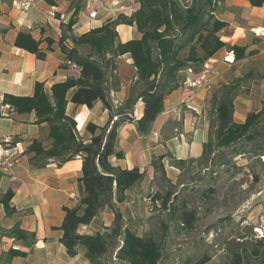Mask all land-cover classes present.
Segmentation results:
<instances>
[{"label":"trees","instance_id":"obj_1","mask_svg":"<svg viewBox=\"0 0 264 264\" xmlns=\"http://www.w3.org/2000/svg\"><path fill=\"white\" fill-rule=\"evenodd\" d=\"M247 1L253 7L264 3V0ZM69 2L72 13L66 23H60V35L56 41L50 37L36 41L30 33L19 32L14 45L43 60L45 54L39 49L40 44L44 41L47 50H51L56 43L66 61L77 65V76H69L64 82L52 85L49 91L42 83H36L32 96L4 95V103L9 104L14 113H33L37 124L48 125V144L34 140L25 150L32 167L41 169L50 161L57 167L75 159L81 161L83 193L76 207L62 209L64 217L59 227L62 232L59 242L66 254L73 258L81 249L89 264H103V257L110 247L109 237L99 233L82 235L77 230L89 225L99 212L108 210L114 216L113 237L123 234L122 246L116 253L120 263L158 264L161 255L155 242L123 230L121 226L122 217L116 205L124 202L125 193L139 185L145 173L136 167L123 170L111 165L112 157L123 158L122 153L115 151L118 131L123 125L134 124L140 135H147L151 124L163 111L165 97L178 89V73L202 65L222 48L233 52L235 60L244 57L245 49L229 47L220 41L219 33L225 24L215 18L214 0H191L190 3L185 0H136L138 9L130 16L119 15L78 36L73 34V29L84 4L82 0ZM122 25L134 27L138 38L120 42L117 27ZM67 41L72 44L70 48ZM81 51L87 52L83 55ZM124 56H129L132 61L134 79L128 97L115 106L110 93L117 91L120 85L116 64ZM249 77L246 74L213 91L208 139L198 160L207 161L214 150L234 148L244 142L261 143L264 133L257 127L264 116V103L258 112H250L243 123L233 121L234 100L247 92V89L243 91V83ZM138 101L142 102L143 110L135 119L133 112ZM97 102L107 111L108 121L102 126L87 123L84 131L88 138H82L76 130V122L66 114V106L72 103L91 109ZM234 153L241 154L236 150ZM164 158L172 160L176 168L188 162L166 155L158 157V165L153 161L151 166L164 173ZM12 198L11 190L0 194V205L6 216L15 212L10 203ZM169 201L167 194L161 207L167 209ZM179 219L183 227L191 228L196 215L184 209ZM3 236L21 241L34 240L32 234L18 226ZM5 256L11 259L22 257L24 253L10 249ZM206 262L208 259L205 258L198 264ZM235 262L241 264V258L235 256Z\"/></svg>","mask_w":264,"mask_h":264},{"label":"crops","instance_id":"obj_2","mask_svg":"<svg viewBox=\"0 0 264 264\" xmlns=\"http://www.w3.org/2000/svg\"><path fill=\"white\" fill-rule=\"evenodd\" d=\"M10 2L0 0V94L30 97L36 83H42L49 91L52 85L64 82L69 76H77L76 72L64 66L65 54L56 43L51 50H47L44 41L40 44L39 49L45 54L43 60L36 59L33 54L14 45L19 32L30 33L36 41L45 37L56 41L60 35V23H66L72 13L69 0H37L36 7L28 13L12 9ZM125 4L133 11L139 6L133 0H126ZM82 14L84 19L80 21ZM214 14L218 21L225 24L219 33L220 41L229 47L244 48V57L235 60L233 52L222 48L202 65L192 67L190 73H178L179 87L165 97L163 111L151 124L147 135H140L134 124H126L119 129L115 151L122 153L123 158L118 160L112 157V166L123 170L136 167L142 172L154 157L167 155L177 160H197L208 139L213 91L246 74L250 75V87L244 95L234 100L233 121L243 123L250 112L260 110L258 106L264 99V3L253 7L247 0H217ZM61 16L64 22L60 20ZM107 19L99 17L90 21L83 9L77 17L73 34L78 36L98 28ZM117 33L122 43L138 38L134 27L119 26ZM66 45L69 48L72 46L69 41ZM119 60L123 62L116 64L120 85L117 91L110 93L114 105L128 97L134 79V68L129 56ZM209 66L219 73L212 78L209 91L182 90V83L196 79ZM181 101L185 104L175 110ZM142 110V102L138 101L133 112L135 119L142 115ZM66 114L74 119L78 135L85 139L88 138L84 131L87 123L102 126L108 121V113L100 102L91 109L68 103ZM35 121L33 113H14L10 118L0 120V138L10 137L20 152L18 162L10 171H0V194L8 190L13 192L10 203L15 210L12 215L6 216L0 205V224L4 220H1L2 217H7L8 221L4 220L1 225L3 228L9 231L18 226L34 236V240L26 241L1 236L0 264H87L81 249L72 258L59 242L62 236L59 227L64 217L62 209L76 207L83 193L81 161L75 159L60 167L50 161L41 169L32 167L29 156L25 154L26 148L34 140L48 144V125ZM120 207L121 204L116 205V208ZM113 220V214L103 210L89 225L80 226L77 232L82 235L102 234L103 228H109ZM10 249L24 253V256L2 258L1 255Z\"/></svg>","mask_w":264,"mask_h":264},{"label":"rangeland","instance_id":"obj_3","mask_svg":"<svg viewBox=\"0 0 264 264\" xmlns=\"http://www.w3.org/2000/svg\"><path fill=\"white\" fill-rule=\"evenodd\" d=\"M83 19L82 14L80 21ZM249 87L247 79L243 91ZM263 103L264 99L258 108ZM212 115L210 112L209 124ZM257 128L264 133V116ZM235 150L241 154H235ZM263 150L264 138L260 144L244 142L234 148L214 150L207 161L199 157L177 168L167 158L162 163L164 173L148 165L143 170V181L125 193L124 202L117 208L122 229L152 239L161 255L158 264H198L205 258L208 262L204 264H236L235 256L241 258V264H264ZM153 161L158 165V157ZM167 194L170 201L163 209L161 202ZM148 197L150 203L146 204ZM184 209L196 215L191 228L180 223ZM6 218L1 220L8 221ZM3 221L0 237L8 231L1 226ZM112 228L113 222L102 231L110 243L103 264H121L116 253L122 246L123 234L114 238ZM1 256L6 258L4 253Z\"/></svg>","mask_w":264,"mask_h":264},{"label":"built area","instance_id":"obj_4","mask_svg":"<svg viewBox=\"0 0 264 264\" xmlns=\"http://www.w3.org/2000/svg\"><path fill=\"white\" fill-rule=\"evenodd\" d=\"M126 0H82L84 9L87 12V17L90 21H95L99 17L109 18L119 15L130 16L134 11L131 7L125 4ZM135 3L136 0H133ZM191 0H185L186 3H190ZM10 5L12 9L28 13L33 10L37 5V0H11ZM115 18V19H116ZM60 20L64 22V17L61 16ZM106 20V21H107ZM65 23V22H64ZM66 67L74 72H78L77 65L66 61L64 63ZM191 69H187L186 72L190 73ZM219 75L215 68L209 66L204 68L198 77L194 80H187L180 85L184 92H188L192 89L209 91L212 86V78ZM185 104L184 101L180 102V105L175 108L179 110ZM117 106V104L115 105ZM14 114V109L4 103V97L0 94V120L8 119ZM116 118H113L115 121ZM20 152L10 137L0 138V171H10L19 160ZM150 203V198L146 200V204Z\"/></svg>","mask_w":264,"mask_h":264}]
</instances>
